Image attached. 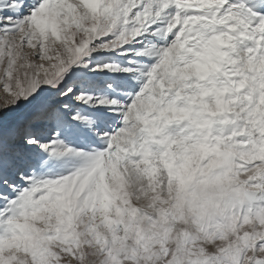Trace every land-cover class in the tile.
Returning <instances> with one entry per match:
<instances>
[{
	"label": "snow or ice",
	"instance_id": "1",
	"mask_svg": "<svg viewBox=\"0 0 264 264\" xmlns=\"http://www.w3.org/2000/svg\"><path fill=\"white\" fill-rule=\"evenodd\" d=\"M0 264H264V0H0Z\"/></svg>",
	"mask_w": 264,
	"mask_h": 264
}]
</instances>
